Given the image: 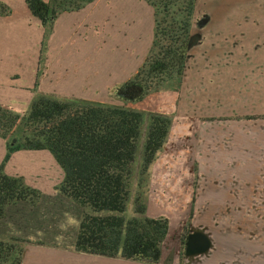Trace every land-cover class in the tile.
Listing matches in <instances>:
<instances>
[{
    "label": "rangeland",
    "instance_id": "obj_1",
    "mask_svg": "<svg viewBox=\"0 0 264 264\" xmlns=\"http://www.w3.org/2000/svg\"><path fill=\"white\" fill-rule=\"evenodd\" d=\"M258 1L264 2L197 0L191 34L198 36L199 42L189 52L181 84L152 92L134 103L117 98L114 90L132 79L152 45L153 15L143 0H94L77 12L61 13L45 41L40 21L25 14V0L13 1L12 7L0 2V17L22 18L19 30L29 32V36L20 32L13 41V51L17 48L19 55L18 72L12 76L19 85L0 88V105L23 115L39 95H45L140 112L143 126L136 167L149 116L172 118L167 146L151 168L149 179L143 182L146 214L166 217L170 223L169 237L162 248L163 264H180L179 238L190 213L195 175L189 235L203 234L210 248L203 254H185L181 264H264V209L251 201H245L249 207L244 215L239 214L235 202L222 209L219 169L213 168V161L218 160L220 130L230 126L224 117L238 112L233 109L235 105L219 103V77L230 67H249L252 18L264 15V8H257ZM41 28L42 36L38 35ZM6 42L0 39V46ZM241 91L249 93L250 89ZM242 100L244 105L236 108L250 114L247 97ZM22 136L17 131L13 138L0 137V165L8 145L21 144ZM209 146L216 152L215 160L209 157ZM4 174L22 178L27 187L40 193V198L35 204L19 203L6 209L0 220V238L42 243L45 245L38 246L45 248H70L83 213L57 192L63 172L49 152L16 149L5 163ZM256 177L254 170L249 182H256ZM65 251L70 252L68 258L77 261L75 264H103L100 259ZM129 263L133 262L119 259L114 264Z\"/></svg>",
    "mask_w": 264,
    "mask_h": 264
},
{
    "label": "trees",
    "instance_id": "obj_2",
    "mask_svg": "<svg viewBox=\"0 0 264 264\" xmlns=\"http://www.w3.org/2000/svg\"><path fill=\"white\" fill-rule=\"evenodd\" d=\"M143 1L152 10V45L132 79L114 90L117 98L129 103L141 101L172 84L174 88L179 87L190 59L189 52L199 42L198 36L191 34L197 0ZM92 2L25 0L31 15L45 29L44 41L58 15L77 12ZM172 123V118L166 115L149 116L136 167L143 126L140 112L45 95H39L23 115L0 105V137L13 138L17 131L23 135L21 144L8 145L0 165V220L9 207L35 204L40 198V193L27 187L22 178L4 174L5 163L16 149L47 151L63 172L57 192L83 213L71 247L64 249L160 264L170 223L166 217L146 214L143 182L149 179L151 168L167 146ZM196 185L195 175L190 213L179 238V263L185 258ZM27 244L31 242L0 238V264H22Z\"/></svg>",
    "mask_w": 264,
    "mask_h": 264
},
{
    "label": "crops",
    "instance_id": "obj_3",
    "mask_svg": "<svg viewBox=\"0 0 264 264\" xmlns=\"http://www.w3.org/2000/svg\"><path fill=\"white\" fill-rule=\"evenodd\" d=\"M13 1L15 0H0V2L10 6ZM257 8H264V2L258 1ZM25 11V14L30 13L26 5ZM32 18L34 17L32 16ZM24 20L27 23L29 22L27 17ZM20 21H23V19L18 16L12 18L11 16L0 17V39L7 41L0 46V88H12L13 85H19L18 81L13 80L12 76V73L18 72L16 63L18 62L19 52L17 48L13 51L12 44L14 40L18 39L20 32L29 36V32L23 29L19 30ZM251 24L252 47L249 53V67L246 69L241 66L230 67L224 70L219 77V103L224 106H227V104L230 106L235 105L233 109L238 112L234 116L231 114L224 117L225 122H228L230 126L225 130H220L218 160H215L216 157L213 156L216 153L213 146H209V157L215 160L213 161L215 163L213 168L219 169L217 183L220 199L224 203L222 209L226 210L227 207H232L231 203L235 202L237 203L235 206L238 207L237 211L241 215H244L245 208L249 207L245 201H251L252 205L256 202L260 209H264V15L258 14V16L253 17ZM42 32L43 29H39L38 35L42 36ZM17 42H15L16 45ZM242 89H250V91L249 93L242 92ZM245 96L249 101L246 103H249L250 114L242 113L240 111L242 107L239 110L236 108L239 104L244 105L242 99ZM246 117L254 118L244 119ZM236 125H241V127L238 128ZM254 170H257L258 177H256V182L250 183V174ZM235 214L237 215V213H226L225 215ZM246 215L252 214L246 212ZM62 251H64L62 248L53 249L38 245H26L22 264H68L69 262L73 264V261L75 264L77 262L66 256L70 252L65 251L66 253H64ZM79 255L91 259H100L103 264H114L115 261L119 260L88 254V256H84L83 253H79ZM129 264L144 263L133 262Z\"/></svg>",
    "mask_w": 264,
    "mask_h": 264
},
{
    "label": "water",
    "instance_id": "obj_4",
    "mask_svg": "<svg viewBox=\"0 0 264 264\" xmlns=\"http://www.w3.org/2000/svg\"><path fill=\"white\" fill-rule=\"evenodd\" d=\"M209 248L210 242L207 237L201 233H194L188 236L185 254L188 256L203 254Z\"/></svg>",
    "mask_w": 264,
    "mask_h": 264
}]
</instances>
